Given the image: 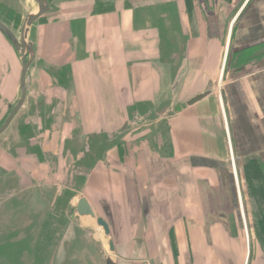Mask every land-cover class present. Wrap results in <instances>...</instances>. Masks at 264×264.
I'll list each match as a JSON object with an SVG mask.
<instances>
[{"label": "crops", "instance_id": "1", "mask_svg": "<svg viewBox=\"0 0 264 264\" xmlns=\"http://www.w3.org/2000/svg\"><path fill=\"white\" fill-rule=\"evenodd\" d=\"M212 1V9L193 1L189 18L184 0H67L49 11L62 20L39 34L42 55L79 58L72 67L74 114L84 134L96 133L99 122L105 137L134 123L120 140H106L78 193L109 222L123 264H264L262 238L251 240L255 256L248 257L238 227L234 234L222 176L225 168L264 170V0H253L238 20L239 0ZM172 3L178 16L163 17ZM73 38L74 50L67 47ZM13 48L19 54L0 32L3 62L14 60ZM12 63L0 68L8 77L0 81L6 116L16 98ZM21 110L23 120L0 134V179L19 171L29 146L40 142L35 137L29 145V109L23 105L14 117ZM144 120L150 121L143 127ZM161 121L165 132L150 126ZM245 183L255 186L251 178ZM138 188L149 201L141 238Z\"/></svg>", "mask_w": 264, "mask_h": 264}, {"label": "rangeland", "instance_id": "2", "mask_svg": "<svg viewBox=\"0 0 264 264\" xmlns=\"http://www.w3.org/2000/svg\"><path fill=\"white\" fill-rule=\"evenodd\" d=\"M65 1L67 0H47L46 3L51 4L49 7L53 10L55 5ZM50 9L29 26L25 38L26 44H29L27 47L32 51L25 77L26 87H29L26 91H29V94L23 104L29 109V145L35 137L37 144L42 141L43 145L39 147V142L38 145L29 146V159L21 158L19 171L0 179V264H104V258L113 257L114 253L108 251L109 237L96 224V219L85 221L84 217L78 216L57 217V212H68L69 207L75 205L79 193L77 191L82 188L85 180L83 175L103 155L106 140H120L121 133L113 130L105 137V133L101 132L104 122H99L98 130L93 133L94 137L81 133L77 136L75 144L71 145V152L61 151L62 141L71 139L67 134H71L73 128L81 130L74 114L76 107H79L75 104L79 101L78 83L72 77V67L79 58L72 52L64 62H60L58 60L61 57L41 54L44 48L39 43V34H49V25H55L62 20V17L49 14ZM37 10L38 5L34 0H0V19L6 20L17 40L24 18ZM6 13L8 16L5 19ZM173 28L175 31L177 29L178 33L181 32L179 26ZM75 40L76 38H73L67 47L74 50ZM12 55L14 60L7 58L8 62H3L6 58H0V68L2 64L12 62L17 67L18 72L13 74L11 80L17 84L14 106L20 97L18 81L22 58L21 52L18 54L14 48ZM26 55L30 58L31 54L26 52ZM64 69L70 73L62 74ZM4 79L7 80L8 77L0 69V81ZM60 88H65L61 94L64 99L58 103ZM23 112L19 111V115L12 119L8 130L13 131L17 123L23 120ZM7 116L3 111L0 113V126ZM149 121H141V126L144 127ZM151 124V127L165 132L164 121L156 123L158 127ZM52 125L55 128L53 131ZM90 141L93 144L92 152ZM165 141L167 143V139ZM50 148L52 151H47ZM248 168L249 166L242 169L237 167L236 170L232 169L233 173L225 168L222 170V176L226 178V204L228 209L235 212L236 227L241 230L244 242V253L253 257L255 254H252L251 240L254 238L259 242V232L264 231V215L258 213V206H262V209L263 204L256 200L258 196L264 199V170L252 168L249 173ZM243 175L246 181L251 178L255 186L250 188ZM54 207L57 211L51 214L50 209ZM49 226H53V233H49L52 240L47 242V251L46 244L40 238L45 235L44 231ZM234 234L238 235V231ZM94 245L95 248H92ZM94 250L96 251L93 252ZM72 257L76 259L70 260Z\"/></svg>", "mask_w": 264, "mask_h": 264}, {"label": "water", "instance_id": "3", "mask_svg": "<svg viewBox=\"0 0 264 264\" xmlns=\"http://www.w3.org/2000/svg\"><path fill=\"white\" fill-rule=\"evenodd\" d=\"M34 1L38 5V10L35 13L28 14L24 18L23 23L21 25L20 36H19L18 40L15 37V35H13V33L10 32L8 30V28L3 23L0 22V32L2 34H4L11 41V43L15 46V48L21 52V58H22V64H21V70H20V76H19L20 97L17 100L16 104L11 109V111L9 112V115L4 120L3 124L0 126V134H2L5 131V129L8 127V125L10 124L12 118L14 117V115L16 114L18 109L22 106V104L25 100V97H26L25 77H26L28 66H29V62L32 58V53H31L32 51L28 48L29 44H26V42H25L26 32H27L29 26L32 25L35 20H37L42 14H44L49 9V6L47 5L45 0H34ZM18 45H19V47H18ZM26 52H28V53L30 52V54H31L30 58L28 55V59L25 58ZM205 94H206V92L196 94V95L190 97L189 99H187L185 102H182L178 105H175L173 107V110L174 111H180L181 109L185 108L186 106L191 105V104L195 103L196 101H198L199 99H201ZM129 124L133 125V122H126L122 126V128L119 130V132L123 133L127 129ZM89 171H90V168L83 175L85 178L87 177ZM138 189H139L138 193H139V197H140V205H141V213L142 214H141V217H140L139 222H138V233H137V235L139 238H141L142 228L144 226L145 220L147 219V217L149 215V201H148V198L146 197L145 192L140 188H138ZM80 191H81V189H79V191H77V192H80ZM103 212H106L104 207H103ZM66 214L68 215V217H72V218L76 217V216L85 217V218L89 216L91 218H95V214H94L93 210L91 209L87 199L84 196H80L77 199V202L75 203V205L69 207V210H68V212H66ZM96 224L99 227H101L104 234L109 237V249L111 252H113L114 251V242L111 238V231H110L109 222L105 218H103L102 216H97L96 217ZM119 256H121V255H119ZM106 264H115V263L113 261H110L109 259H107Z\"/></svg>", "mask_w": 264, "mask_h": 264}, {"label": "flooded vegetation", "instance_id": "4", "mask_svg": "<svg viewBox=\"0 0 264 264\" xmlns=\"http://www.w3.org/2000/svg\"><path fill=\"white\" fill-rule=\"evenodd\" d=\"M47 1V0H46ZM193 1H195V0H184V3H185V9L187 10V15H188V17L189 18H191V14H192V6H193ZM206 2H209L210 3V7H211V9L213 8V6H214V3H213V1L212 0H206ZM220 2H221V4H224V5H226V4H228V3H230L231 2V0H220ZM253 2V0H239L238 2H237V5L238 6H241L242 4V10H241V12L238 14V16H237V18H236V20H238V17L246 10V8L248 7V6H250V4ZM103 3V2H102ZM175 3V2H174ZM174 3H172L173 5V11H171V10H169L168 8H166V10L164 11L165 12V14L163 15V17L165 16V17H171V18H174L175 16H178V13H177V11L175 10V8H176V5L174 4ZM47 4H48V2H47ZM49 5H51V4H48V6ZM221 6V5H220ZM51 7H49V9H50ZM216 8H217V5H216ZM48 9V10H49ZM47 12V11H46ZM45 12V13H46ZM163 12V13H164ZM8 13H6V15H5V19H6V16H8L7 15ZM43 15V14H42ZM41 15V16H42ZM228 18V17H227ZM9 20V19H8ZM13 21V20H12ZM0 22L1 23H3L7 28H8V30L10 31V32H12L11 31V27H9V24H7L6 23V20H1L0 19ZM14 22V21H13ZM25 58L26 59H28V55H25ZM23 105V104H22ZM22 107V106H21ZM20 107V108H21ZM13 108V104L11 105V108L9 109V112L11 111V109ZM19 108V109H20ZM18 109V110H19ZM17 113V112H16ZM9 114V113H8ZM15 116V115H14ZM14 118V117H13ZM12 118V119H13ZM12 121V120H11ZM45 126H50V125H48V124H45ZM79 127H80V131L77 129V128H73L72 130H71V134L69 135V137L71 138V139H69V140H63L62 141V143H61V151L62 152H71V150H70V147H71V145H74L75 144V141H77V136H80V134L81 133H83V132H85V131H83V128H82V125H79ZM55 128L53 127V125H52V131L54 130ZM87 135L88 136H90V137H94V135H93V132H89V133H87ZM92 142L90 141V151L92 152ZM74 160H75V158H74ZM52 162V164H53V160L51 161ZM97 217V216H96ZM96 217H95V219H96ZM104 218V217H103ZM228 223H229V225H230V222L228 221ZM232 225H234L235 224V222H234V220H233V222L231 223ZM235 229H236V225H235ZM235 232H236V230H235ZM113 240V239H112ZM114 242V241H113ZM92 248H95V245L92 247ZM107 249H108V251L110 252V249H109V239H108V241H107ZM96 250H94L93 252H95ZM112 253H114V255H113V257H106V258H104V264H106V261H107V259H109L110 261H113L115 264H123L122 262V259H121V257L118 255V251H117V247H116V245H115V243H114V251L112 252ZM96 255V254H95ZM97 258V257H96ZM71 259H76L75 257L73 258H70V260ZM127 264V263H126Z\"/></svg>", "mask_w": 264, "mask_h": 264}, {"label": "trees", "instance_id": "5", "mask_svg": "<svg viewBox=\"0 0 264 264\" xmlns=\"http://www.w3.org/2000/svg\"><path fill=\"white\" fill-rule=\"evenodd\" d=\"M260 204H263V208L261 209L262 206L259 205L258 206V213L264 215V201L260 202ZM56 211H57V208H55V207L53 209H50L51 214H54ZM60 215L63 218L68 217V215L66 214V212H63V211H60L59 213L57 212V217H59ZM55 218H56V216H55ZM44 232H45V235H42L41 238H40V240L43 241L46 244V247L48 248L47 251H48L49 250V247L47 245L48 244L47 242L50 243V241L52 240V238H50V236H51L50 234L53 233V226H49L48 229L46 231H44ZM259 233H260V237L264 241V231H260ZM44 260H45V258H44Z\"/></svg>", "mask_w": 264, "mask_h": 264}, {"label": "bare ground", "instance_id": "6", "mask_svg": "<svg viewBox=\"0 0 264 264\" xmlns=\"http://www.w3.org/2000/svg\"><path fill=\"white\" fill-rule=\"evenodd\" d=\"M89 217V216H88ZM244 220V219H243Z\"/></svg>", "mask_w": 264, "mask_h": 264}]
</instances>
